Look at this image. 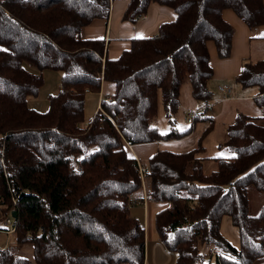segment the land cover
<instances>
[{
  "label": "trees",
  "instance_id": "trees-1",
  "mask_svg": "<svg viewBox=\"0 0 264 264\" xmlns=\"http://www.w3.org/2000/svg\"><path fill=\"white\" fill-rule=\"evenodd\" d=\"M151 1L172 7L175 18L109 58L103 38L80 31L94 18L107 19L110 0H0V230L10 217L16 243L32 245L35 264H143L144 226L128 210L142 198L134 194L141 188L146 199L169 202L154 222L165 249L177 255L175 264L264 259V200L255 213L249 204L250 189L264 196L263 113L235 114L226 126V156L203 154L211 120L195 147L158 148L142 161L143 183L123 147V140L189 133L191 125L174 127L173 114L186 79L194 99L210 97L207 42L227 57L234 31L222 10L257 26L264 23L263 0H128L122 17L135 21ZM31 66L61 71L45 111L26 101L42 82ZM234 79L254 85L253 101L264 106V56L244 60ZM102 80L114 85L110 99L101 97L82 124L85 96L97 93ZM159 102L166 130L152 123ZM208 159L215 166L204 171ZM224 215L237 228V245L220 231ZM0 264L31 261L4 248Z\"/></svg>",
  "mask_w": 264,
  "mask_h": 264
},
{
  "label": "crops",
  "instance_id": "crops-1",
  "mask_svg": "<svg viewBox=\"0 0 264 264\" xmlns=\"http://www.w3.org/2000/svg\"><path fill=\"white\" fill-rule=\"evenodd\" d=\"M127 3L128 0H110L107 19L94 18L84 25L80 31V35L84 38H103L105 40V54L109 58L117 57L123 49L128 48L133 37L155 35L161 22L173 20L176 16L172 7L156 1H151L147 6L146 12L138 16L135 21H131L122 17ZM222 16L234 29L231 37V52L227 57L220 58L216 54L213 42H207L209 62L212 67V75L207 81V86L210 81L214 90L218 92V99L220 100V92L216 89V85L227 83L231 87L230 97L228 99L233 102L234 99H237V102H241L244 96H242L240 87L238 86L240 83L234 79V76L239 73L243 61L250 58L251 43L257 42L259 46L264 47V23L250 27L229 8H224L222 10ZM256 28L261 29L258 30ZM234 81L238 85H236ZM208 88L211 87L208 86ZM113 90V83L102 80L100 90L97 92V94H99V100L101 97H110ZM238 104L240 107L232 105L233 108L229 109V112L232 113L233 111L234 114L241 112L249 115H257L252 114L253 112L241 110V108L244 109L246 106L241 103ZM199 105H207L204 115L211 106V104L208 103H201L195 107ZM254 106L261 108L256 104ZM187 108L190 107L188 106ZM166 141L167 140H156L129 144L123 140V147L130 157L143 160L151 156L158 148H161L160 146ZM134 194L142 196V198L131 203L128 210L129 213L137 217L144 226L145 246L143 264H175L177 255L165 249V246L157 235L154 222L156 212L163 207H167L169 202L146 199L142 188ZM20 246L19 254L28 258L31 264H35L32 255V245L30 243H23Z\"/></svg>",
  "mask_w": 264,
  "mask_h": 264
},
{
  "label": "rangeland",
  "instance_id": "rangeland-1",
  "mask_svg": "<svg viewBox=\"0 0 264 264\" xmlns=\"http://www.w3.org/2000/svg\"><path fill=\"white\" fill-rule=\"evenodd\" d=\"M254 27V26H253ZM260 30L261 28H256ZM250 58H258L264 56V47L259 46L257 42L251 43L250 47ZM31 70L34 72L41 73L42 82L35 93H30L26 97V101L28 106L35 108L39 111H45L48 108L49 100L48 97L50 94H55L60 87V78L61 71L57 69H44L42 71H38L35 67L31 66ZM235 82V81H234ZM232 82L233 84H235ZM236 85H238L236 83ZM208 86L211 90L210 97L207 99V102L198 101L191 96L190 93V84L188 79H186L181 85L180 89V104L178 106L177 111L173 114V125L177 129H185L189 125L192 126V129L188 134L175 139L167 140L160 147L167 148L173 151H185L190 148L196 146L198 139L202 135L206 126L209 124V120H211L212 124L209 128V131L203 136L202 144L205 149L203 154L205 156H215V155H228L229 152L223 147V142L226 138V126L230 123L234 114L229 112V109H232L233 106H239L238 103L246 106L243 111L253 112L252 114H264V106L261 108H257L254 106V101L252 96L256 92V87L254 85L251 86H242L240 87V91L242 96H244L241 102H237V99H234V102L230 99L222 100L218 99L219 94L214 90L213 85L208 83ZM234 94V92H233ZM245 94V95H243ZM249 96V97H248ZM218 99V101H217ZM240 101V100H239ZM99 103V94L90 92L86 94L84 101V112H83V120L82 123L86 124L89 118L94 114V112L98 109ZM211 104V106L207 109L206 114L201 118H196L192 123H188L186 121V108L189 106L194 108L198 104ZM259 109V110H257ZM207 115V116H206ZM209 117V118H206ZM152 123L157 125L160 130H166L168 128L167 120L164 116V111L162 108V102H159L158 112L155 117L152 119ZM143 159L140 161H145ZM143 163V162H142ZM215 163L213 160H205L203 162L204 171H209L214 168ZM249 204H250V212H257L259 205L264 200V196L254 191L253 189L249 190ZM220 231L221 233L229 240V242L233 245H237L239 242V236L237 232L236 226L232 223L229 216L224 215L221 219L220 223ZM11 248L14 249L18 254L20 253L21 246L18 245L15 241V236L12 231H7L6 229L0 230V249ZM20 255V254H19ZM208 260V259H207ZM206 264H214L213 259L211 262L205 261ZM256 264H264V259H260L256 262Z\"/></svg>",
  "mask_w": 264,
  "mask_h": 264
},
{
  "label": "built area",
  "instance_id": "built-area-1",
  "mask_svg": "<svg viewBox=\"0 0 264 264\" xmlns=\"http://www.w3.org/2000/svg\"><path fill=\"white\" fill-rule=\"evenodd\" d=\"M216 89L220 92V99L226 100L230 97V92H231V87L227 83H221L216 85ZM106 101H109L110 97H104ZM98 108H100V103H98ZM207 108V105H199L198 107L194 108H187L186 109V121L188 123H192L194 117L196 115L203 116L205 113V110ZM136 162V167L140 176V180L143 183L145 179V172H146V167L145 165L140 161V159L134 158ZM2 226L6 227L7 231H12L13 232V225L11 223L10 217H6L2 221ZM209 254H213V251L210 250Z\"/></svg>",
  "mask_w": 264,
  "mask_h": 264
},
{
  "label": "water",
  "instance_id": "water-1",
  "mask_svg": "<svg viewBox=\"0 0 264 264\" xmlns=\"http://www.w3.org/2000/svg\"><path fill=\"white\" fill-rule=\"evenodd\" d=\"M11 214L14 215V212H12Z\"/></svg>",
  "mask_w": 264,
  "mask_h": 264
}]
</instances>
